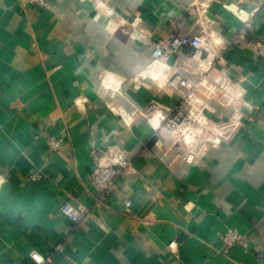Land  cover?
I'll use <instances>...</instances> for the list:
<instances>
[{
	"label": "crops",
	"instance_id": "0c3cea01",
	"mask_svg": "<svg viewBox=\"0 0 264 264\" xmlns=\"http://www.w3.org/2000/svg\"><path fill=\"white\" fill-rule=\"evenodd\" d=\"M258 1L0 0V264H264V3L232 43ZM170 33L206 38L210 66L152 64ZM174 111L199 122L170 130ZM93 150L130 163L101 202ZM228 229L245 244L224 252Z\"/></svg>",
	"mask_w": 264,
	"mask_h": 264
},
{
	"label": "built area",
	"instance_id": "2783aa9c",
	"mask_svg": "<svg viewBox=\"0 0 264 264\" xmlns=\"http://www.w3.org/2000/svg\"><path fill=\"white\" fill-rule=\"evenodd\" d=\"M28 3L34 5L35 7L43 10H51V0H27ZM237 3H240L242 0H234ZM264 0H259L258 4L255 8L251 9L247 15L242 19V26L237 32L236 35L232 38V43L236 44L239 39L244 37L249 29L252 27V18L258 11L259 6H262ZM182 48H189L191 50L190 60L196 62L198 66L203 65L205 62L200 58L201 52L205 51L208 54L210 49V42L201 36H178L174 33H170L167 36V41L164 44L157 45L153 51L151 52V63L156 64L158 66H162L164 69H167L166 63L167 61L177 53ZM253 53L261 60L264 61V39L259 43V45L253 46L251 48ZM210 66L211 63H205ZM170 83L177 87H186V82L180 75L175 74L171 77ZM198 85L200 83L198 82ZM221 87L209 86L205 88L206 98L209 97L210 94H214L218 92ZM231 89L225 87L221 89L224 97H228L231 93ZM220 92V91H219ZM218 92V93H219ZM197 94H201L200 90H196ZM202 95V94H201ZM198 106L200 102L194 101ZM154 107H152L153 109ZM190 117H193L192 120H189ZM189 118L183 116L179 111H174L173 113H168L165 116H162V120L164 121L166 127L170 130H178L183 126H190L191 122H199L200 118H196L192 114H189ZM47 143L52 150H57L59 148V142L53 139L52 137H48ZM91 161H92V172H91V183L93 187L98 191V202L105 200L109 197L116 186V182L119 178H122L126 171L130 168V163L127 159L118 156V157H108L105 158L103 154L98 151H91L90 153ZM183 159L187 163H191L194 159V154L185 155ZM41 177L37 173H33L29 175V179L31 181H37ZM124 206L127 208L129 203H124ZM60 212L67 218V220L72 225H78L82 219V213L78 209H75L68 202H64L60 206ZM244 237L239 234L234 229H228L224 235L221 237V243L223 245L224 252L228 251L231 247L235 245L243 246ZM175 247V242H172L168 245L169 250H173ZM58 249H60L58 247ZM33 261L37 264L43 262V258L39 255H33Z\"/></svg>",
	"mask_w": 264,
	"mask_h": 264
},
{
	"label": "clouds",
	"instance_id": "9594fccd",
	"mask_svg": "<svg viewBox=\"0 0 264 264\" xmlns=\"http://www.w3.org/2000/svg\"><path fill=\"white\" fill-rule=\"evenodd\" d=\"M153 123L155 125V122H153ZM3 183H4L3 179L0 178V187L3 186ZM7 210H8L7 205H0V211H7Z\"/></svg>",
	"mask_w": 264,
	"mask_h": 264
}]
</instances>
